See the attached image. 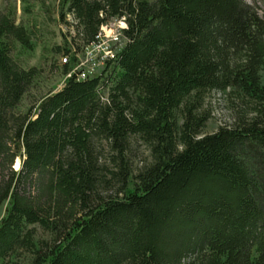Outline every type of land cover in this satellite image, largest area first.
<instances>
[{"label":"trees","instance_id":"16d2710c","mask_svg":"<svg viewBox=\"0 0 264 264\" xmlns=\"http://www.w3.org/2000/svg\"><path fill=\"white\" fill-rule=\"evenodd\" d=\"M58 2L76 29L58 48L69 58L64 73L75 48L97 43L112 17H125L127 41L96 76L73 73L44 92L40 69L11 55L12 42L33 47L31 28L0 5V206L8 203L0 264H16L21 250L29 264H264L257 8L246 0ZM227 89L254 102L251 116L204 133L208 115L196 114L204 95ZM133 137L153 158L137 172Z\"/></svg>","mask_w":264,"mask_h":264},{"label":"rangeland","instance_id":"374dc122","mask_svg":"<svg viewBox=\"0 0 264 264\" xmlns=\"http://www.w3.org/2000/svg\"><path fill=\"white\" fill-rule=\"evenodd\" d=\"M246 1L255 6L259 14L264 18V0ZM0 5L14 9L16 22L28 26L33 32L32 48H25L19 42H12L11 55L13 58L23 67L35 66L40 69L39 83L44 92L59 90L68 78L63 71V64L68 62L69 58L65 60L66 55L58 48H62L66 40L70 41L71 37L76 35L71 16L68 15L65 21L60 18L61 5L58 0H0ZM124 44H121V48ZM84 46H89V44H81L79 49L75 48L78 58H82ZM111 56L109 55L108 58ZM102 67H98L96 75L100 73ZM262 78L264 82V71L262 72ZM23 103H28V100L25 99ZM253 103L252 100L237 89H227L226 91L211 90L204 95L203 104L196 111V114L199 117L208 115L204 133H213L221 126L235 123L238 113L245 111L251 116L250 111ZM176 117L180 121L183 117L182 112H176ZM128 153H130L131 166L134 172H137L153 159L148 146L138 137L132 138ZM23 157L24 155L21 154L15 158L14 170L20 168ZM18 161L19 167L16 169ZM131 186L133 187V184ZM117 187L118 185H114L107 193L115 195ZM7 205L8 203L5 202L0 206V220L6 211ZM35 230L37 239L50 244L52 241L50 234L38 226L35 227ZM12 258L16 264H29L31 256L28 252L21 250L17 251Z\"/></svg>","mask_w":264,"mask_h":264},{"label":"built area","instance_id":"2783aa9c","mask_svg":"<svg viewBox=\"0 0 264 264\" xmlns=\"http://www.w3.org/2000/svg\"><path fill=\"white\" fill-rule=\"evenodd\" d=\"M127 29L125 17H112L101 24L99 40L91 46H84L82 58H78L71 71L67 73L70 77L73 73L77 79H85L96 74L98 66H104L109 55H116L117 49L127 41L124 30ZM67 60V56H65ZM105 99V97H103Z\"/></svg>","mask_w":264,"mask_h":264},{"label":"bare ground","instance_id":"6f19581e","mask_svg":"<svg viewBox=\"0 0 264 264\" xmlns=\"http://www.w3.org/2000/svg\"><path fill=\"white\" fill-rule=\"evenodd\" d=\"M122 44H124V43H122ZM121 48V46L117 49V52H118V50ZM107 59H109V58H107ZM107 61V60H106ZM105 61V62H106ZM105 64V63H104ZM99 67V66H98ZM98 67H97V71L96 72H98ZM94 75H96V74H92V77L94 76ZM19 167V161L17 162V165H16V169Z\"/></svg>","mask_w":264,"mask_h":264}]
</instances>
